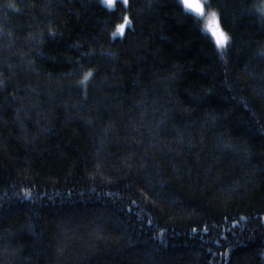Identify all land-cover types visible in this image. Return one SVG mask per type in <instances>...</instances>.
<instances>
[{
  "label": "trees",
  "instance_id": "obj_1",
  "mask_svg": "<svg viewBox=\"0 0 264 264\" xmlns=\"http://www.w3.org/2000/svg\"><path fill=\"white\" fill-rule=\"evenodd\" d=\"M205 8L0 0V264H264V0Z\"/></svg>",
  "mask_w": 264,
  "mask_h": 264
},
{
  "label": "snow or ice",
  "instance_id": "obj_2",
  "mask_svg": "<svg viewBox=\"0 0 264 264\" xmlns=\"http://www.w3.org/2000/svg\"><path fill=\"white\" fill-rule=\"evenodd\" d=\"M126 4L127 0H123ZM109 7H112L115 3V0H104ZM180 3L183 5L184 9L198 18L207 17L206 30L211 31L212 35L216 37V43L218 47H223L227 42L228 37L219 29V19L217 13L215 12H206L205 11V0H180ZM131 22L127 17L124 18V22L117 26V31L113 35H123L125 25L130 24ZM214 25V27H212ZM88 75H91L89 73ZM87 79V76L85 77ZM83 82V81H82Z\"/></svg>",
  "mask_w": 264,
  "mask_h": 264
},
{
  "label": "rangeland",
  "instance_id": "obj_3",
  "mask_svg": "<svg viewBox=\"0 0 264 264\" xmlns=\"http://www.w3.org/2000/svg\"><path fill=\"white\" fill-rule=\"evenodd\" d=\"M103 2H104V0H103ZM104 4H105L107 7H109L106 3H104ZM114 5H115V3H114ZM114 5H113L112 7H114ZM112 7H110V8H112ZM205 11H206V12H214V11L208 10L207 8H205ZM200 19H201V22H202V25H203L205 31L211 36V38L213 39V41L216 43V37L212 35V32H211V31L206 30V27H205V26H206V22H207V17H205V18H200ZM123 22H124V20H123L120 24H122ZM120 24H119V25H120ZM125 26H126V25H125ZM212 27H214V25H212ZM219 29L222 30L224 34H226V33L224 32V30L221 28L220 25H219ZM116 31H117V27H116L114 33H115ZM226 36H227V35H226ZM216 44H217V43H216Z\"/></svg>",
  "mask_w": 264,
  "mask_h": 264
}]
</instances>
